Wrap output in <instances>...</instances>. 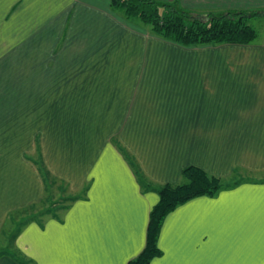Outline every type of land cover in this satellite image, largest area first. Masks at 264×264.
I'll return each mask as SVG.
<instances>
[{
  "label": "crops",
  "instance_id": "1",
  "mask_svg": "<svg viewBox=\"0 0 264 264\" xmlns=\"http://www.w3.org/2000/svg\"><path fill=\"white\" fill-rule=\"evenodd\" d=\"M189 166L223 188L166 215L148 264H264V42L185 48L111 0H0V264H130Z\"/></svg>",
  "mask_w": 264,
  "mask_h": 264
},
{
  "label": "trees",
  "instance_id": "2",
  "mask_svg": "<svg viewBox=\"0 0 264 264\" xmlns=\"http://www.w3.org/2000/svg\"><path fill=\"white\" fill-rule=\"evenodd\" d=\"M111 9L129 22L143 24L150 35L185 48L255 43L258 32L249 21L264 16L259 10L237 9L194 13L162 0H111ZM182 178V183H167L158 189L159 200L150 213L146 247L130 264H148L160 253L158 236L168 213L189 199L218 191L224 184L221 178L196 166L185 168Z\"/></svg>",
  "mask_w": 264,
  "mask_h": 264
},
{
  "label": "rangeland",
  "instance_id": "3",
  "mask_svg": "<svg viewBox=\"0 0 264 264\" xmlns=\"http://www.w3.org/2000/svg\"><path fill=\"white\" fill-rule=\"evenodd\" d=\"M111 11H112V13H114V14H116L118 16L121 15L120 12L115 10V9H111ZM133 22H134L135 25H137V27L140 26V27L144 28V25L141 24L140 22L133 20L132 24H133ZM135 22H137V23H135ZM249 24L252 27H254L257 30V32H258V37H257L255 43L264 42V16L251 18L250 21H249Z\"/></svg>",
  "mask_w": 264,
  "mask_h": 264
}]
</instances>
